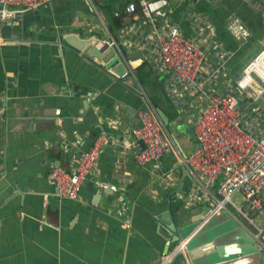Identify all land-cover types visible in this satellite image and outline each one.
Instances as JSON below:
<instances>
[{"label":"crops","instance_id":"1","mask_svg":"<svg viewBox=\"0 0 264 264\" xmlns=\"http://www.w3.org/2000/svg\"><path fill=\"white\" fill-rule=\"evenodd\" d=\"M127 1L52 0L48 11L38 14L39 9L34 10L38 20L23 17L31 40H23V33L18 37L10 29L5 34L13 38L7 39L10 42L0 37V264H161L174 245L169 246V237L165 238L174 233L172 219L176 223L188 220L206 208L204 219L185 238L202 232L205 221L214 216V229H222L224 223L251 236L256 231L232 206L210 212L218 180L211 194L197 191L198 174L190 172L183 162L196 144L191 120L198 115L197 109L185 111L174 106L165 92V75L152 71L145 51L122 45L120 38L124 36L139 44L143 40L141 19L125 12ZM160 1L155 4L166 13V21L195 39L210 60L218 48L222 49V59L229 55L224 77L211 81L217 91H227V85L264 49V0ZM232 19L248 29L246 40H236L228 33L226 26ZM17 25L11 24L12 28ZM108 35L115 37L119 46L101 51L99 41ZM78 42L79 56L99 51L93 59L108 71L120 61L129 65L133 77L126 82L148 99L156 114L160 109L167 118L164 122L157 114L172 145L169 154L156 163L137 165L133 129L139 124L138 111L147 108L143 104L131 115L126 108L111 104L91 106L87 113L81 101L92 97L86 96L88 87L83 82L96 79V72L92 74L80 58L67 62L69 53L63 45ZM254 105L253 116L258 121L254 120L256 125L249 130L263 133L264 106ZM57 113L62 128H49L48 121L56 119ZM33 117L43 124L39 130ZM79 120L83 134L76 130ZM90 134L92 140L100 134L110 137L96 170L84 181L78 198H58L48 179L49 167L70 171ZM162 173L170 178L161 179ZM110 179L117 181V194L108 200ZM27 198L33 207L28 202L22 206ZM133 210L136 232L124 221ZM164 215L170 216L169 222H157L165 229L164 235L151 244L144 234L158 233L152 222ZM256 225L263 229L264 241V224ZM183 249L165 264H190ZM262 254L242 262L264 264Z\"/></svg>","mask_w":264,"mask_h":264},{"label":"built area","instance_id":"2","mask_svg":"<svg viewBox=\"0 0 264 264\" xmlns=\"http://www.w3.org/2000/svg\"><path fill=\"white\" fill-rule=\"evenodd\" d=\"M50 1L0 0V5L36 10ZM155 2H126L125 12L133 19H141L143 40L139 44L124 36L120 38L123 39L121 43L145 51L152 71L165 75V92L174 106L185 111L197 109L198 115L191 120L196 144L184 156L183 162L190 172L198 174L199 193L208 195L218 180L217 197L210 212H218L227 204L232 206L254 224L256 231L252 237L258 250L264 253L263 229L256 225L253 217L264 216V132L249 130L250 126L256 125L254 120L258 121L253 116L254 104L257 102L264 106V49L242 68L232 84L227 85V91H217L211 86V81L224 77L223 70L229 55L222 59L219 57L222 49L218 48L214 60H210L195 39L187 37L176 25L166 21V13ZM114 16H119V13L114 12ZM6 22L17 25L16 12L2 8L0 24ZM226 29L236 40H246L249 36L248 29L238 19L230 20ZM99 42V46L108 49L119 46L112 35ZM124 66L119 78L133 77L129 65L126 67L125 63ZM257 115L260 116L259 113ZM138 119L132 142L137 149L136 163L138 166L156 163L171 152V142L164 135L163 124L153 107L141 108ZM109 139L104 134L96 136L88 149L76 158L70 171L60 166L50 170L48 179L53 183L56 196L78 198L84 181L96 170L99 156ZM167 178H170L169 174L162 173L161 179ZM102 186L105 187L104 184ZM124 221L128 226V215ZM184 243L173 245L163 256L161 264L170 262L174 254L183 249Z\"/></svg>","mask_w":264,"mask_h":264},{"label":"water","instance_id":"3","mask_svg":"<svg viewBox=\"0 0 264 264\" xmlns=\"http://www.w3.org/2000/svg\"><path fill=\"white\" fill-rule=\"evenodd\" d=\"M51 4L47 3L45 5L40 6L38 9V14H40L43 11H48V9H51ZM4 9L7 11H15L16 12V18L19 21V24L17 27L12 28L10 22H6L5 24L1 25L0 24V37L4 40L10 39V36H5L7 35L8 29L15 31V33L18 34V37H20V34H24L23 40H26L25 37L28 38V40H31V35L32 33L30 31L25 30V24H27V21L23 20V17L29 16L33 20H38V17L33 9L30 8H25L22 6H14V5H6L2 6L0 5V9ZM31 19V20H32ZM22 34V35H23ZM13 37V36H12ZM15 38V37H14ZM13 39V38H11ZM21 39V40H22ZM33 39V38H32ZM16 40V38L14 39ZM7 42H10L7 40ZM10 44V43H7ZM65 47V53H69V57L66 58L67 62H72V59L75 57L82 62L86 63L90 69L91 72H96L94 77L96 79H93L92 81H88V83L83 82L84 85H86L88 88H86V96H91V99H88V101L84 102L83 100L81 101V105L86 108L87 113L90 110L91 106H109L110 104L114 107L118 106V108H126V111L128 114L135 113L136 110H138L141 105L145 107H149V102L148 99H144L142 95H140V92L137 88L134 89L131 85H129L126 80H122L119 78V76L123 73L124 71V64L120 61L119 64H117L112 70H107L106 67L101 66V64L95 62L93 59V56L96 55L98 57L99 51L96 53L94 52H89L87 55H81L79 56L76 48L79 47V42L76 44H71L66 45L63 44ZM33 47V46H32ZM75 47V49H74ZM104 47H101V51ZM69 50V51H68ZM64 53V54H65ZM94 72L92 74H94ZM85 93V94H86ZM95 95V96H94ZM135 103L136 106H135ZM81 106V107H82ZM81 109H84V108ZM80 109V110H81ZM104 113V112H103ZM69 114H72L71 111H69ZM158 116L164 121L167 122L166 116L162 113L160 109L157 111ZM56 119L50 118L47 123V126L49 128L55 127V125H59V127L62 128L63 124L59 122L58 117L59 114L57 113L55 115ZM35 120V127L36 129L39 126H43V124L39 123L37 121L36 117H33ZM81 120L77 122V132L79 134L84 133V128L79 129ZM29 130V128H28ZM92 134L88 136L87 141L85 142V145L81 148V151H86L88 147L91 144L92 141ZM53 168V167H52ZM49 167V171L52 169ZM52 183V182H51ZM53 185V183H52ZM117 181L115 179H110L108 189L109 191V199L111 200L115 195L117 194V189H116ZM54 187V186H53ZM19 190V187L17 188ZM58 197V196H57ZM30 198H32L30 196ZM60 198V197H58ZM33 202H35V199H31ZM29 203L32 206V202L30 199H26L22 206H24L26 203ZM50 204V202H49ZM209 208L204 209L203 211L199 209L198 215L192 217L191 219L188 220H180L178 219L177 223L174 219H172V224H175V227L173 229L174 233H171V236H166L165 238L168 240V245L170 246L171 244H177L181 243L184 241V249H183V254L187 256V258L190 261V264H245L242 261L245 260V258H252V256H259L263 255L262 252H260L255 244L254 238L246 231L244 230H236L229 232L228 230H225L224 228L222 229H214V228H208L212 224H214L215 218L217 216L211 217L208 219V222L205 221V227L203 228L206 229L208 228L209 231L206 232L204 235H193L191 238L187 240L185 238V235L190 231L188 228L194 227L200 220L204 219L205 215L207 214ZM135 210H133L130 214L129 217V227L132 228V231L136 232L137 228L136 226V216L134 215ZM163 217V216H162ZM157 220V221H156ZM156 220L152 222V226L159 230L158 233H151L149 234H144L145 237L147 238L148 242L151 244L155 245V242L157 241L158 237H161L162 234L164 235L165 229L162 227H159L157 222H169L170 216L169 215H164L163 218L161 217H156ZM235 228V227H234ZM188 230V231H187ZM202 230V231H203ZM187 231V232H186ZM241 234L243 237H241ZM170 235V234H169ZM198 237V238H197ZM238 240V241H237ZM167 248V246H166ZM170 249V248H169ZM168 249V250H169ZM167 252V249L165 250ZM251 263V262H249Z\"/></svg>","mask_w":264,"mask_h":264},{"label":"rangeland","instance_id":"4","mask_svg":"<svg viewBox=\"0 0 264 264\" xmlns=\"http://www.w3.org/2000/svg\"><path fill=\"white\" fill-rule=\"evenodd\" d=\"M106 13V15L109 17V12H105ZM227 206H229V207H231L229 204H227ZM224 210V209H223ZM223 211H221V213H222ZM254 217V220H255V222L258 224V225H263L264 223L262 222V220H263V217L262 216H260V215H254L253 216ZM246 219V218H245ZM264 221V220H263ZM245 222L249 225V228L251 229V230H253L254 228L251 226V223L248 221V219H246L245 220ZM223 225V227L222 228H224L225 230H228L229 232H232V231H236L237 229H235L234 227H232V226H229V225H226V224H222ZM214 227V224L213 225H211L210 227H208V228H213ZM194 227L192 226V227H190V228H188V230L190 229V230H192ZM208 228H206V229H204L202 232H200V235L199 236H201V235H204L206 232H208L209 231V229ZM187 230V231H188ZM186 231V232H187ZM241 237H243V235L241 234ZM198 238V237H197Z\"/></svg>","mask_w":264,"mask_h":264},{"label":"trees","instance_id":"5","mask_svg":"<svg viewBox=\"0 0 264 264\" xmlns=\"http://www.w3.org/2000/svg\"><path fill=\"white\" fill-rule=\"evenodd\" d=\"M115 21L117 22L116 24L119 26V23H118L119 21H117V20H115Z\"/></svg>","mask_w":264,"mask_h":264},{"label":"flooded vegetation","instance_id":"6","mask_svg":"<svg viewBox=\"0 0 264 264\" xmlns=\"http://www.w3.org/2000/svg\"><path fill=\"white\" fill-rule=\"evenodd\" d=\"M19 23V22H18Z\"/></svg>","mask_w":264,"mask_h":264}]
</instances>
